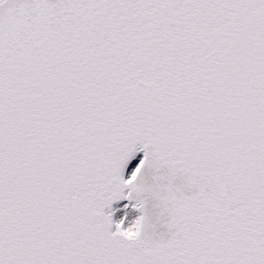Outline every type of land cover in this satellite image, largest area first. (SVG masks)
Here are the masks:
<instances>
[{
	"label": "snow or ice",
	"instance_id": "obj_1",
	"mask_svg": "<svg viewBox=\"0 0 264 264\" xmlns=\"http://www.w3.org/2000/svg\"><path fill=\"white\" fill-rule=\"evenodd\" d=\"M0 264H264V0H0Z\"/></svg>",
	"mask_w": 264,
	"mask_h": 264
}]
</instances>
